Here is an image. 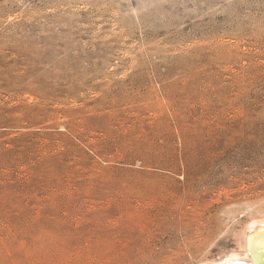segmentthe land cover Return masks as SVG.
Returning <instances> with one entry per match:
<instances>
[{
  "label": "rangeland",
  "instance_id": "obj_1",
  "mask_svg": "<svg viewBox=\"0 0 264 264\" xmlns=\"http://www.w3.org/2000/svg\"><path fill=\"white\" fill-rule=\"evenodd\" d=\"M263 218L264 0H0V264H207Z\"/></svg>",
  "mask_w": 264,
  "mask_h": 264
},
{
  "label": "bare ground",
  "instance_id": "obj_2",
  "mask_svg": "<svg viewBox=\"0 0 264 264\" xmlns=\"http://www.w3.org/2000/svg\"><path fill=\"white\" fill-rule=\"evenodd\" d=\"M264 227V218L263 219H256L251 221L246 231L243 233V245H242V253H232L230 255L225 256V258L214 261V262H208L207 264H253L252 259L250 257V253L245 249L246 248V234L248 232H252L257 227Z\"/></svg>",
  "mask_w": 264,
  "mask_h": 264
},
{
  "label": "water",
  "instance_id": "obj_3",
  "mask_svg": "<svg viewBox=\"0 0 264 264\" xmlns=\"http://www.w3.org/2000/svg\"><path fill=\"white\" fill-rule=\"evenodd\" d=\"M246 248L253 264H264V227H257L246 234Z\"/></svg>",
  "mask_w": 264,
  "mask_h": 264
}]
</instances>
